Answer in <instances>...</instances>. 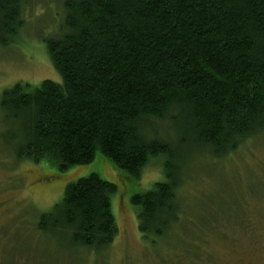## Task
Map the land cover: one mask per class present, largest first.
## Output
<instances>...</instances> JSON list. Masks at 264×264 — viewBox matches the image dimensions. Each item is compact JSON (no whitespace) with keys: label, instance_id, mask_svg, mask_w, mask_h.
<instances>
[{"label":"trees","instance_id":"1","mask_svg":"<svg viewBox=\"0 0 264 264\" xmlns=\"http://www.w3.org/2000/svg\"><path fill=\"white\" fill-rule=\"evenodd\" d=\"M29 1L0 0V47L15 41ZM61 1V29L47 51L62 81L3 92L0 108L14 126L8 154L65 172L100 150L130 179L165 157L167 180L134 194L131 204L145 239L172 237L187 254L192 246L174 237L190 170L187 159L178 162L179 148L225 157L264 139V0ZM156 122L171 124L177 144L147 137L145 127ZM117 189L97 174L79 178L37 226L89 252L110 249L119 232ZM248 204L234 214L253 237L259 221Z\"/></svg>","mask_w":264,"mask_h":264},{"label":"rangeland","instance_id":"2","mask_svg":"<svg viewBox=\"0 0 264 264\" xmlns=\"http://www.w3.org/2000/svg\"><path fill=\"white\" fill-rule=\"evenodd\" d=\"M24 11L15 41L0 47V100L17 83L36 87L46 79L62 81L47 51L48 40L61 29L62 1L30 0ZM13 130L0 108V264H264V139L225 157L179 148L178 162L187 159L190 170L180 189L186 213L174 237L192 246L186 254L172 237L157 244L145 239L131 204L134 194L167 180L165 157L152 158L139 179L128 178L100 150L93 162L60 172L46 162L9 155L14 154ZM145 132L149 139L175 144L179 138L168 122L146 126ZM91 174L118 187L112 211L119 232L110 249L98 253L75 247L61 231L43 232L37 226L40 216L62 200L68 184ZM254 189L258 198L251 194ZM245 200L249 216L259 221L253 237L241 230V213L237 219L234 214Z\"/></svg>","mask_w":264,"mask_h":264},{"label":"flooded vegetation","instance_id":"3","mask_svg":"<svg viewBox=\"0 0 264 264\" xmlns=\"http://www.w3.org/2000/svg\"><path fill=\"white\" fill-rule=\"evenodd\" d=\"M43 179H48V178H43Z\"/></svg>","mask_w":264,"mask_h":264}]
</instances>
